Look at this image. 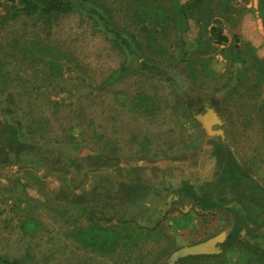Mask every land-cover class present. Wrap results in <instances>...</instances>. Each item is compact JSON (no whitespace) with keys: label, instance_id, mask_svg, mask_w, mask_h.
Segmentation results:
<instances>
[{"label":"rangeland","instance_id":"1","mask_svg":"<svg viewBox=\"0 0 264 264\" xmlns=\"http://www.w3.org/2000/svg\"><path fill=\"white\" fill-rule=\"evenodd\" d=\"M72 1L73 12L46 28L20 21L0 29V79L8 83L0 93V133L12 125L18 141L30 145L0 156V256L26 264H168L173 251L222 231L229 235L239 225V235L264 250V130L257 113L243 106L257 91L242 101L228 98L221 113L227 142L249 176L230 182L212 157L219 138L208 139L185 114L175 88L213 97L222 112V96L213 92L228 77L220 49L236 36L243 54L264 61V0H202L227 43L214 45L211 73H200L203 59L194 61L195 79L183 66H168L173 45L167 55H156L172 81L133 71L109 80L130 66V55L87 9L94 6L127 36L135 27L132 0ZM198 29L189 19L184 41L196 40ZM15 38L25 56L13 60L7 48ZM132 64L137 69V60ZM258 93L264 100V83ZM8 96L14 104L5 102ZM188 185L219 208L199 210L185 192ZM27 219L37 225L34 231L21 229ZM90 221L112 229L113 249L81 245ZM222 254L226 264L247 256L237 246Z\"/></svg>","mask_w":264,"mask_h":264},{"label":"trees","instance_id":"2","mask_svg":"<svg viewBox=\"0 0 264 264\" xmlns=\"http://www.w3.org/2000/svg\"><path fill=\"white\" fill-rule=\"evenodd\" d=\"M135 1V2H134ZM89 6H91L89 4ZM94 7V6H92ZM89 7L88 14L101 22L104 30L110 33L115 42V46L122 52L130 55V66L121 67L114 76L109 80H116L124 77L128 72L133 71L134 74L146 77H157L163 80L172 81L170 72L161 69L163 63L159 62L155 56H165L168 54L169 48L173 45L177 49L169 56L170 65L176 69L183 66L192 78H196V71L193 69L194 61L203 59L204 65L201 67L200 73L209 74V59L214 52L215 46H224L227 43L226 36L222 33L221 23L217 18L210 17V12L206 6L202 4V0H189L180 3L178 0H132L130 2V21L135 27H130V35H122L117 31V27L111 24L112 19H105L103 15ZM75 9L72 0H4L0 1V29L9 25H14L20 21H33L48 27L57 17L66 15ZM193 18L198 24V38L194 41H184L183 35L187 31V22ZM201 20V21H200ZM173 33V34H172ZM174 35V41L171 37ZM233 42L227 47L220 49V55L226 61V69L228 77L222 85L214 89L213 92L220 94L222 112L219 109L218 101L213 97L203 96L193 90H182L176 85L179 91V100L185 114L194 118L195 115L204 111V105L208 102L217 114L221 117V113L226 114L227 99L236 98L238 101L247 99L252 89L257 91L256 96H251L250 101L244 107H250L253 112L257 113L258 120L264 130V100L260 99L258 93L261 83H264V61H259L254 55L246 56L242 49L238 46L236 36H233ZM17 38L11 40L8 46L7 57L10 59L25 56L21 50ZM173 43V44H172ZM1 46V45H0ZM3 52V49L0 50ZM252 53V50H248ZM10 53V54H9ZM137 58V59H136ZM137 60V69L132 66ZM132 62V63H131ZM173 62V63H172ZM132 64V65H131ZM3 65L0 59V67ZM168 72V73H167ZM251 73L254 79H251ZM252 81L253 86L248 85ZM175 86V84L173 83ZM8 87L5 80L0 79V93ZM146 97L140 93V103H145ZM5 102L14 104L15 99L10 96L5 98ZM244 102V101H243ZM225 117V115H224ZM223 118V116H222ZM5 132L0 133V156L8 153H16L25 151L30 145L21 143L17 139L16 128L12 125L5 127ZM227 131L224 129L225 139L214 141L219 146L213 150L212 157L216 162V166L226 171L228 180L231 182L236 179L235 175L242 178H249L247 172L238 166L234 153L227 142ZM211 142V141H210ZM22 151V152H23ZM234 187L235 185L232 184ZM190 200L196 204L201 211L218 209V205L210 199V195L203 194L197 196L191 191L190 186L184 187ZM264 192V189H263ZM90 225L85 232L80 233V243L83 246L95 249H113L117 243L113 237L114 232L110 228H102L94 221H90ZM37 225L31 219H27L21 225V229L30 232L34 231ZM241 226L236 227L233 233L227 235L225 242L222 244V253L227 249L237 246L238 249L245 251L246 257L241 258L237 264H264V250L257 244H249L247 240L239 235ZM264 238V237H263ZM212 256H196L178 259L175 264H181L189 259H213L216 264H226L223 254ZM0 264H26L23 260L8 259L0 256ZM167 264V263H163Z\"/></svg>","mask_w":264,"mask_h":264},{"label":"water","instance_id":"3","mask_svg":"<svg viewBox=\"0 0 264 264\" xmlns=\"http://www.w3.org/2000/svg\"><path fill=\"white\" fill-rule=\"evenodd\" d=\"M12 113L11 117L15 116L16 110L12 105H8ZM194 120L200 125L202 131L208 139L219 138L221 141L225 139L223 130V121L217 112L209 106L208 102L204 105V112L194 116ZM17 121V120H16ZM216 127V128H215ZM170 201L167 200L163 206V210L168 209ZM194 210H198L194 208ZM227 233L222 231L202 242L190 246L181 247L171 253L168 258V264H174L178 259L196 256H212L222 253L221 246L225 242Z\"/></svg>","mask_w":264,"mask_h":264},{"label":"flooded vegetation","instance_id":"4","mask_svg":"<svg viewBox=\"0 0 264 264\" xmlns=\"http://www.w3.org/2000/svg\"><path fill=\"white\" fill-rule=\"evenodd\" d=\"M203 112H204V111H202L201 113H203ZM215 128H216V127H215ZM165 204H166V203H165ZM165 204H164V205H165ZM165 210H166V209H165ZM165 210H163V211H165Z\"/></svg>","mask_w":264,"mask_h":264}]
</instances>
